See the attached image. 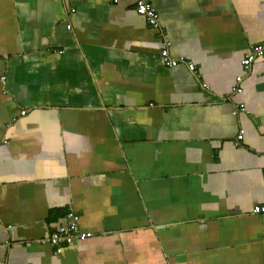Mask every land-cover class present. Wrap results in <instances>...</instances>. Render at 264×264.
Segmentation results:
<instances>
[{"label":"crops","instance_id":"obj_1","mask_svg":"<svg viewBox=\"0 0 264 264\" xmlns=\"http://www.w3.org/2000/svg\"><path fill=\"white\" fill-rule=\"evenodd\" d=\"M150 1L0 0V264H264V0Z\"/></svg>","mask_w":264,"mask_h":264},{"label":"built area","instance_id":"obj_2","mask_svg":"<svg viewBox=\"0 0 264 264\" xmlns=\"http://www.w3.org/2000/svg\"><path fill=\"white\" fill-rule=\"evenodd\" d=\"M114 2H119L120 0H113ZM136 3V11L138 14L144 16L146 20L154 27H159V14L157 12V9L153 5V3L150 0H134ZM162 58L164 60V63L166 66L173 67L181 64L182 62H186L185 58H176L173 57L170 54L168 44H165L164 49L162 50ZM257 58H263L264 59V41L254 45V47L251 49V52L248 56H246L242 60V64L245 69H249ZM189 69L192 71H195L196 66L194 63L187 62ZM242 77H238L237 81H241ZM205 87L209 88V86L206 84ZM237 92H241L242 88L239 86L237 87ZM242 110H245V105H241ZM22 114H25V111H22ZM242 138V135L239 136ZM253 212L258 215H264V204L256 205L253 208ZM67 219L69 223L65 226H61L60 229L55 230L51 233L49 240L54 245L58 246V251H61L62 247L64 245H70L78 240H84L88 236H90L91 232H83L80 230L78 226V221L80 219V216L75 212H69L67 213Z\"/></svg>","mask_w":264,"mask_h":264}]
</instances>
